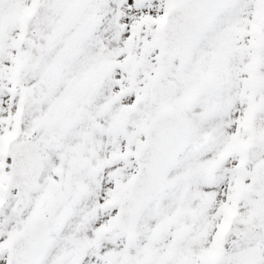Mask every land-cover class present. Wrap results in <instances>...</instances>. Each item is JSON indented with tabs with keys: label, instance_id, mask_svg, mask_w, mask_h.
Returning a JSON list of instances; mask_svg holds the SVG:
<instances>
[{
	"label": "snow or ice",
	"instance_id": "6c2138e0",
	"mask_svg": "<svg viewBox=\"0 0 264 264\" xmlns=\"http://www.w3.org/2000/svg\"><path fill=\"white\" fill-rule=\"evenodd\" d=\"M0 264H264V0H0Z\"/></svg>",
	"mask_w": 264,
	"mask_h": 264
}]
</instances>
